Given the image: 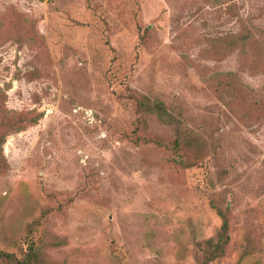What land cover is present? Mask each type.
I'll list each match as a JSON object with an SVG mask.
<instances>
[{
    "label": "rangeland",
    "instance_id": "obj_1",
    "mask_svg": "<svg viewBox=\"0 0 264 264\" xmlns=\"http://www.w3.org/2000/svg\"><path fill=\"white\" fill-rule=\"evenodd\" d=\"M2 137L0 249L264 264V0H0Z\"/></svg>",
    "mask_w": 264,
    "mask_h": 264
},
{
    "label": "trees",
    "instance_id": "obj_2",
    "mask_svg": "<svg viewBox=\"0 0 264 264\" xmlns=\"http://www.w3.org/2000/svg\"><path fill=\"white\" fill-rule=\"evenodd\" d=\"M139 106L145 107V102H138ZM37 118H28L20 117L17 121H11L6 124L3 129H8V132H18L23 130L26 123L34 124L37 122ZM4 137L0 138V146L4 143ZM152 142L158 146L159 148H165L168 151L172 149H178V142L174 140L173 143L168 144L159 139L152 140ZM3 162V159L0 155V164ZM180 165H184L182 160H179ZM219 219L221 220V224L216 232L215 238L206 240L200 248V255L197 258L196 264H212L218 260H220L225 255L226 246L229 243V222L226 212H223L219 208L213 207ZM56 209L47 210L41 218L46 217L48 214L54 212ZM37 223H31L28 226L27 234H32V227ZM0 260H2L5 264H41L40 260V250L36 247V243L32 240L31 237H28L25 240V246L19 245L18 250L8 251L0 249Z\"/></svg>",
    "mask_w": 264,
    "mask_h": 264
}]
</instances>
